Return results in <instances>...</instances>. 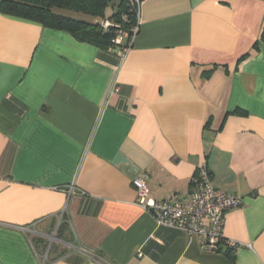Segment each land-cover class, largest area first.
<instances>
[{"label": "crops", "instance_id": "1", "mask_svg": "<svg viewBox=\"0 0 264 264\" xmlns=\"http://www.w3.org/2000/svg\"><path fill=\"white\" fill-rule=\"evenodd\" d=\"M263 26L264 0H144L123 56L0 12V264H264ZM201 165L242 201L232 257L135 204Z\"/></svg>", "mask_w": 264, "mask_h": 264}, {"label": "built area", "instance_id": "2", "mask_svg": "<svg viewBox=\"0 0 264 264\" xmlns=\"http://www.w3.org/2000/svg\"><path fill=\"white\" fill-rule=\"evenodd\" d=\"M129 6L135 9L136 24L130 33L117 30L111 41L113 49H119L125 56L132 40L138 32L139 0H127ZM102 28L111 26L109 21L102 22ZM136 191L135 204L149 214L158 225L178 229L187 235L201 238L203 247L209 251H217L219 243L223 242L225 249L235 254L243 245L225 240L223 226L227 211L242 206L239 197L216 189L211 182L210 174L205 165H201L192 180L194 187L187 201L171 198L165 201H155L149 197L148 187L143 178L137 177L131 181ZM71 192V191H69Z\"/></svg>", "mask_w": 264, "mask_h": 264}, {"label": "trees", "instance_id": "3", "mask_svg": "<svg viewBox=\"0 0 264 264\" xmlns=\"http://www.w3.org/2000/svg\"><path fill=\"white\" fill-rule=\"evenodd\" d=\"M139 1L141 3L144 0ZM110 5L112 0H1L0 12L37 23L45 28L65 31L81 42L110 50L113 49L111 41L116 31L130 33L136 24L135 9L129 6L127 0H119L115 12L106 18L105 11ZM58 11L89 16L94 21L87 22ZM103 21H109L111 26L103 29L101 25ZM260 42L264 44V26ZM219 245L223 246V242ZM225 250L228 256L234 255L229 249Z\"/></svg>", "mask_w": 264, "mask_h": 264}, {"label": "rangeland", "instance_id": "4", "mask_svg": "<svg viewBox=\"0 0 264 264\" xmlns=\"http://www.w3.org/2000/svg\"><path fill=\"white\" fill-rule=\"evenodd\" d=\"M118 1L119 0H112V5H110L105 11L106 18H108L113 13V11H115V6L113 4H116ZM58 12L66 15V16H71L73 18H77V19L84 20L87 22H93L94 21V19H92L89 16H84L81 14H74L73 12H68V11H58ZM98 21H100V20H98Z\"/></svg>", "mask_w": 264, "mask_h": 264}]
</instances>
